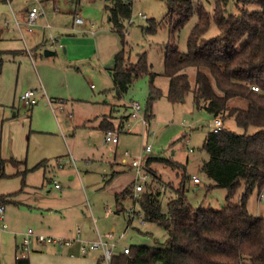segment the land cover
<instances>
[{
    "label": "rangeland",
    "instance_id": "374dc122",
    "mask_svg": "<svg viewBox=\"0 0 264 264\" xmlns=\"http://www.w3.org/2000/svg\"><path fill=\"white\" fill-rule=\"evenodd\" d=\"M235 2L229 1L226 7L229 14H237ZM202 3L212 11V3ZM36 5L44 14L34 29V35L19 32L15 20L25 13V9ZM74 14L85 21L83 26L74 25ZM196 21L197 17L193 15L171 34L172 24L164 0H133L131 18L124 23L121 36L108 21L104 0H0L2 35L9 34L5 35L11 38L7 43L20 41L22 50L26 49L33 58L31 62L26 56L27 51L18 56L23 59L22 69L17 71L14 63L8 61L13 56L5 54L2 57L0 81L4 96L12 104L15 96L26 90H36L38 101L33 107H28L16 100L15 110L7 112L0 154L5 163L10 158L23 163L21 171L24 172L17 177L31 187L38 203H41L40 207L30 205L37 213L52 212L57 221L68 218L64 230L76 224L81 217H88L99 234L113 232L121 239L118 253L124 246L163 247L166 232L162 227L155 223H142L139 216H134L128 225V213L138 212V203L126 198L121 209L116 207L114 193L133 179L132 170L123 163L125 152L130 156L126 163L141 156L144 160L171 159L185 165L186 174L196 175L200 180L199 184L186 186V198L192 207L220 210L226 204V190L213 187V183L198 170L207 159L202 144L207 133L212 131L210 124L213 118L204 110L194 108L192 94L183 102L170 103L166 98L168 78L163 73L165 45L174 35L179 51L186 52V40ZM153 24H156L155 28ZM217 34L218 29L211 24L204 38ZM49 38L55 40L53 46ZM45 49L55 54L45 56ZM122 50L130 63H136L138 56L144 54L149 71L156 74L154 85L161 90L162 96L153 103V116L149 120L144 112L148 74L134 80L120 99L113 91L108 69L114 65V56ZM28 63L33 65V72ZM34 68L40 72V77ZM187 73L193 87L195 69L190 68ZM132 102L141 106L138 118L124 122V128L118 133V145L104 142L105 131L96 129L99 116L108 114L104 123L108 124V130L117 132ZM228 105L245 108L246 101L236 98ZM68 115L72 116L71 120H68ZM224 128L238 134L243 132L230 117L224 120ZM251 129L250 132L253 131ZM146 146L151 148L149 153L144 152ZM190 149L193 152H189ZM5 163L0 165L1 170ZM147 170L150 175L141 171L145 176L139 181L144 187L141 195L159 190L164 194L161 198L164 209L174 195L166 185L177 188L180 176L170 166L158 161L151 162ZM5 179L0 178V186ZM54 183L60 186L61 191L54 188ZM243 191L244 184H241L234 201ZM258 195L256 188L248 199L247 208L250 213L264 217V191L263 199ZM16 220V223L15 218L13 224L7 223V231L16 234V240L13 235L10 239L12 264L13 245H18L22 239L18 234L28 228L33 229L28 217L17 216ZM43 234L58 236L54 230ZM9 260L10 254L7 258L1 254L2 264H11Z\"/></svg>",
    "mask_w": 264,
    "mask_h": 264
},
{
    "label": "trees",
    "instance_id": "16d2710c",
    "mask_svg": "<svg viewBox=\"0 0 264 264\" xmlns=\"http://www.w3.org/2000/svg\"><path fill=\"white\" fill-rule=\"evenodd\" d=\"M203 1L213 4L212 11ZM229 1L164 0L172 24L171 34L193 15L197 21L188 34L186 52L179 51L171 35L164 48L163 67L168 78L166 98L170 103L182 102L192 94L195 109L204 110L211 118H220L223 122V128L205 136L202 148L207 159L198 170L213 187L226 190V204L220 210L192 207L186 198V186L199 184L200 180L192 181L198 176L187 175L186 166L174 160L149 159L148 165L157 161L164 163L180 176L177 188L166 185L174 195L164 209L161 202L164 194L159 190L148 191L135 200L141 222L155 223L165 230V244L129 247L127 254L113 255L112 264H264V217L250 213L247 208L254 189L262 195L264 191V0H236L237 14L227 12ZM104 2L108 21L122 36L123 25L131 18L133 0ZM211 24L216 26L218 34L204 38ZM190 68L195 69L193 87L187 73ZM110 71L118 99L134 80L148 74L144 112L145 118L151 119L153 103L162 92L154 85L156 74L149 71L146 56L142 54L136 63H130L122 50L114 56ZM252 87L258 90L253 91ZM236 98L246 101V107L228 105ZM227 117L233 118L243 132L226 130ZM122 126L121 119L117 132ZM108 128L105 123L99 126L102 131ZM3 177L1 173L0 178ZM241 184L244 191L234 201ZM132 186L115 195L118 208L121 209L126 198L133 199ZM12 196L1 195L0 204Z\"/></svg>",
    "mask_w": 264,
    "mask_h": 264
},
{
    "label": "crops",
    "instance_id": "0c3cea01",
    "mask_svg": "<svg viewBox=\"0 0 264 264\" xmlns=\"http://www.w3.org/2000/svg\"><path fill=\"white\" fill-rule=\"evenodd\" d=\"M104 5H105V2H104ZM38 6L39 5H36V7H38ZM30 7L25 9V13L22 16H20L18 19H16L15 21H16V23H18L17 25L19 27L17 26V29L19 32L24 31V33H27V34L29 33L31 35H34L33 34L35 32L34 29L38 25V21L41 18H39L37 20L36 25L33 27L32 32L27 31L25 19H26L27 11L30 9ZM74 15H76V14H74ZM73 19H74V17H73ZM88 23H90V22H88ZM82 28L84 29L85 27H82ZM44 29H45V27H44ZM84 30H86V29H84ZM92 31L93 30H89L88 32L91 34H94V32H92ZM5 35H9V34L6 32ZM5 35H2V28L0 27V60L2 59V57L5 56V54H9V55L13 56V59L12 60L8 59V61L14 63L17 71H20L22 69V62L21 61L23 58H20L18 56L23 55L22 53L26 52L27 50L26 49L22 50V48L19 46V43H21L20 41L18 42L17 40H11L10 43L9 42L7 43V41H9L11 38H8L9 36L5 37ZM49 40H50L51 46H53L55 44V40L53 38H52V40H51V38H49ZM46 51L52 53V51L45 49L44 52H46ZM26 53L28 54L26 56L30 59L31 62H33V58L30 55V53L28 51ZM51 55H53V54H51ZM51 55H48V56H51ZM16 56L18 57V59L16 58ZM28 65L32 69L33 65L31 66V64H29V63H28ZM112 68L108 69V74L110 75L111 80H112V77H111L112 74H111L110 70H112ZM31 69H30V71H31ZM34 70L36 73H38V77H40V72L37 71L36 68H34ZM32 72H33V69H32ZM2 73H3V71L1 72V68H0V77H1ZM39 82H40V85L43 86L41 80H39ZM14 93H15V91H14ZM16 100L19 102V96H15L12 104H9V102L6 100V97L4 96V90H3V87H2L1 81H0V151H1V146L3 143V136H4V134L2 133L4 131V128H3L4 127V121H5V118L7 117L6 116L7 112L9 113V111L12 112L15 110V104L14 103L16 102ZM37 103H38V101H37ZM36 104H34V105H36ZM34 105L28 106V107H33ZM128 109L130 111L129 105H128ZM129 111H128V114H129ZM128 114L126 116L127 118L125 117V120L122 119V121H123L122 127L123 128H124V124L129 120ZM107 115L108 114L104 113L101 116H99L98 120H97V118L94 119V122L97 120L96 129H99V126L105 122L104 121L105 116H107ZM12 116L13 117L15 116L14 113H12ZM71 118H72V116L68 115V120H71ZM102 132H104V131H102ZM119 132H115V133H117V135H118ZM109 144H111V143H109ZM111 145H118V143L117 144H111ZM0 159H1V161H3L1 154H0ZM124 160H125V157L123 158V163L126 164V166H128V168L130 170H132L133 179L122 190L115 192L114 197L116 194H119L120 192H122L124 189H126L130 185L134 186V183H135V171L133 168H131L128 165V162L126 163V160H125V162H124ZM148 160H149V158L145 159L143 161V165H142V168H143L142 171L145 175H150L147 173V169H149ZM2 163H5V161ZM0 165H2V164L0 163ZM5 168H6V170H4ZM150 168H151V166H150ZM22 169H23V163L21 161H18V159H12V158H10V160H8L5 163L3 170L0 169V174L1 173L4 174L5 178H6L5 181H2L4 183H2V185L0 186V196L1 195H13L11 198L7 199V201L5 203L0 204V205L4 206L3 216H2L3 218H0V264H2L1 263V254L3 256H5L6 258H7V255L10 254V260L8 262L12 264L11 258H12L13 251H12V249L10 251V239H11V236L13 235L14 240H16V234L12 233L11 231L10 232L7 231L8 230L7 223L13 224L14 218H15V223H16L17 222V220H16L17 216L28 217L29 222H30L29 225H32L31 227L33 228V230L36 233H44V231H47V230H54V232L58 236H61L64 238H73V236H75V232L77 230H81L82 237L86 241L94 240L96 238V236L99 233L97 232L95 225H93L94 222L93 221H92L93 223L90 222V219L88 217L83 216L79 220L76 219V220H78L76 224H74L71 227H68L66 230H64L63 226L66 227L65 222L67 221L68 218H64V219H62V221H57L52 212H48V213L43 214L39 211L40 213H37V210H35L34 207H32L30 205H38V207H40L41 203H38V199L36 197V194L32 193L31 187L25 185L23 183L22 179L19 180V178L17 177L18 175L23 174L24 170L21 171ZM114 174H116V173L114 172ZM69 179L72 180V176H70ZM103 180H105V178H103ZM56 184L57 183H54V188L56 190L61 191V188L55 187ZM114 202H115V198H114ZM26 208H29V210H27ZM117 212H119V211H117ZM6 220H7V222H6ZM3 226H5V228H3ZM12 226H15V225H12ZM22 233L23 232H20L18 234L21 236V238H22ZM108 233H113V232H108ZM108 233H104L102 235H105ZM99 235H101V234H99ZM120 241H121V239L119 238V244H120ZM19 244L13 245V249L15 248L14 264H16L15 252H16V249L19 246ZM99 256H100L99 251L90 252L87 255H81L79 252L78 244H74L73 246L67 248V247H59V246H52V245H46L45 246V245H40V244L34 243L31 247V252L29 254L27 262L25 261L26 263L24 262V264H98V257ZM39 258H43V259H39Z\"/></svg>",
    "mask_w": 264,
    "mask_h": 264
},
{
    "label": "built area",
    "instance_id": "2783aa9c",
    "mask_svg": "<svg viewBox=\"0 0 264 264\" xmlns=\"http://www.w3.org/2000/svg\"><path fill=\"white\" fill-rule=\"evenodd\" d=\"M43 14L44 13L39 6L30 7V9L27 11V15L25 19L26 30L32 32L33 27L36 25L37 20L41 18ZM73 22L75 26H83L85 24V21L78 14L74 15ZM252 90L257 91L258 88L252 87ZM36 93H37L36 90H27L19 96V101L26 106H32L37 103ZM129 108L130 111L128 114V119L130 118L137 119L140 113L142 112L141 106L136 102H132ZM210 126L212 131L217 132L221 128H223V122L220 118H213ZM104 141L106 143L117 144L118 143L117 133L111 130L105 131ZM150 150H151L150 146H146L144 148L145 153H149ZM124 155H125L124 156L125 160L130 157L127 152H125ZM143 161L144 159L141 156H139V157L131 158L130 162H128V165L131 168H133L135 171V183L132 189L133 192L132 200L134 202L137 198L141 196L144 190L143 185L139 184L140 180L145 179V176L141 175V171L143 170L142 168ZM192 181L193 183H198L199 179L198 177L194 176L192 178ZM55 187L60 188L58 184H56ZM259 197L263 199L262 194H259ZM3 210H4V206L0 205V218H3L2 217ZM134 216H139V218L142 219L141 218L142 215L138 214V212L132 211L128 213V218L131 219V221L134 218ZM3 228H5V226H3ZM34 243L45 246L52 245V246L67 247V248L73 246L74 244H78L79 252L81 255H87L90 252L99 251L100 256L98 257V264H112V257L117 253V249L120 246L119 238H117L113 233H108L105 235L98 234L94 240L86 241L82 237L81 230H77L73 238H64L58 236H51L43 233H36L33 229L28 228L26 231L22 233L21 242L16 249L15 252L16 264H24V262L27 261L29 254L31 252V247ZM121 252L127 254L129 252V247H123Z\"/></svg>",
    "mask_w": 264,
    "mask_h": 264
},
{
    "label": "water",
    "instance_id": "95a60500",
    "mask_svg": "<svg viewBox=\"0 0 264 264\" xmlns=\"http://www.w3.org/2000/svg\"><path fill=\"white\" fill-rule=\"evenodd\" d=\"M44 54H45V56H48V55H51V54H53V53H50V52H44ZM183 102V101H182Z\"/></svg>",
    "mask_w": 264,
    "mask_h": 264
}]
</instances>
